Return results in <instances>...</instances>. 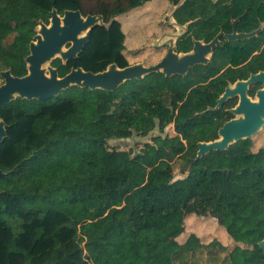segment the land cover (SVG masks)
I'll list each match as a JSON object with an SVG mask.
<instances>
[{
    "label": "trees",
    "instance_id": "trees-1",
    "mask_svg": "<svg viewBox=\"0 0 264 264\" xmlns=\"http://www.w3.org/2000/svg\"><path fill=\"white\" fill-rule=\"evenodd\" d=\"M149 0H0V42L30 14L50 24L56 10L103 16L76 59L55 58L59 77L73 69L101 73L115 64L137 62L129 54L128 32L119 17ZM179 24L207 11V0H166ZM198 39L206 38L201 25ZM35 32L24 36L29 46ZM192 46L180 44V50ZM10 63L0 57V78ZM69 96L28 101L20 97L0 107L7 137L0 142V170L17 173L22 192L0 191V264H264V152L242 140L224 151L197 159L198 143L219 139L221 126L187 127L206 104L194 101V69L185 78L162 72L127 81L114 92L72 86ZM219 91L216 92L218 94ZM174 126L176 136L163 137ZM151 138L134 155L108 142L135 134ZM162 152L172 165L183 161L184 178L148 183V154ZM65 190L69 198L40 209L26 197H49ZM135 191V192H134ZM134 192V195H130ZM129 196V197H128ZM131 197V199H127ZM129 201V204L127 203ZM212 218L235 243H203L192 233L189 217ZM183 239V241H181ZM205 251L209 262L203 261Z\"/></svg>",
    "mask_w": 264,
    "mask_h": 264
},
{
    "label": "flooded vegetation",
    "instance_id": "flooded-vegetation-1",
    "mask_svg": "<svg viewBox=\"0 0 264 264\" xmlns=\"http://www.w3.org/2000/svg\"><path fill=\"white\" fill-rule=\"evenodd\" d=\"M206 6L207 11L194 13V36L193 21L182 25L173 17L171 26L161 28L156 53L149 51L148 57L158 56L156 64L169 56L170 49L180 58L197 54L201 61L185 75H172L185 78L194 69V101L207 106L195 115L194 126L223 127L232 122L261 126L248 140L264 141V0H207ZM203 24L207 35L198 39ZM189 39L190 50H180Z\"/></svg>",
    "mask_w": 264,
    "mask_h": 264
},
{
    "label": "water",
    "instance_id": "water-1",
    "mask_svg": "<svg viewBox=\"0 0 264 264\" xmlns=\"http://www.w3.org/2000/svg\"><path fill=\"white\" fill-rule=\"evenodd\" d=\"M104 24L103 16L83 17L80 11H65L61 16L56 10L51 13L50 24L40 22V31L30 44V55L26 58L29 64V74L19 77L11 70L3 71L1 77L4 84L0 86V107L7 105L20 97L28 101L45 102L58 97L62 91L78 86L90 90L101 89L114 92L127 81L142 80L146 75L154 72H163L167 77L185 75L189 68L201 61L194 52L179 57L172 53L162 62L146 66L142 63L134 64L124 69L111 65L101 73L86 72L83 69H73L65 77H59L58 70L52 66L48 72L43 66L55 58L63 62L76 59L90 41L93 28ZM197 45L208 50L209 46ZM64 48L67 50L64 51ZM227 95L219 100L222 104ZM5 122L0 121V142L7 137ZM261 126H243L239 122H232L219 129V139L212 142L198 143L197 159L212 151L227 150L230 145L251 138ZM264 151V147H263ZM8 173L0 170V180L7 178ZM264 252V240L259 243Z\"/></svg>",
    "mask_w": 264,
    "mask_h": 264
},
{
    "label": "rangeland",
    "instance_id": "rangeland-1",
    "mask_svg": "<svg viewBox=\"0 0 264 264\" xmlns=\"http://www.w3.org/2000/svg\"><path fill=\"white\" fill-rule=\"evenodd\" d=\"M173 10H175V7L169 4L166 0H149L138 9L132 11L130 14L119 17V20L124 23L126 28L125 30L129 34L128 36L130 40L127 50L129 51V54H131V57L134 58L132 60L133 62L143 60L144 65L146 66H149L150 64L155 65V62L158 61L159 57L157 56L150 58L148 57V52L150 51L156 53L155 47L159 43L158 40L160 37L161 28L170 25L169 22L173 20ZM36 20L37 18L34 14L28 15L25 22L16 25L14 27V32L6 40L0 42V57L5 58L10 63V70L15 76L23 77L29 74V64L26 62V58L31 52L30 45L28 46L24 42V36L32 34L33 32H35L36 36L39 33L41 26H35ZM181 30L182 29H178L177 32ZM34 41H36L35 37L32 42ZM65 50H67V48H64V51ZM51 62H48L43 66V68L47 70L48 75V67L51 66ZM3 84L4 79L1 77L0 86ZM61 96H69V91H62ZM193 127L194 121L188 125L187 134ZM156 135H159L158 130H155L146 137L135 134L128 139L111 140L108 142V145L103 149V151L117 149L126 154L132 153L136 155L142 150L146 143L152 142L151 138ZM162 136H176L174 126L167 127ZM253 140L254 150H259L264 144V141L258 142L259 140H256V138ZM145 161L149 165L148 183H151L155 179L171 182L184 178V175L181 172L184 163L181 160H178L172 165V173L168 172L170 164L165 160L162 152L148 154L145 158ZM6 189L16 193L22 192V186L17 182L16 172H12L8 174L7 178L0 180V191ZM134 192L130 195L131 197L134 195ZM128 197V200L131 199V197ZM68 198V193L65 190H60L54 192L47 198L26 197V201L28 208L31 209H40L55 203L60 209L66 212L69 211L70 214L73 215L72 208L63 206L64 201ZM128 200L127 203L129 204ZM192 233H195L205 244L210 243L213 240H219L230 250L235 247V243L229 239L227 232L220 227L215 219L212 218H189L187 221L185 235L182 238L185 239ZM183 239H181V241H183ZM203 258L205 263L209 262V256L206 251L203 255Z\"/></svg>",
    "mask_w": 264,
    "mask_h": 264
},
{
    "label": "crops",
    "instance_id": "crops-1",
    "mask_svg": "<svg viewBox=\"0 0 264 264\" xmlns=\"http://www.w3.org/2000/svg\"><path fill=\"white\" fill-rule=\"evenodd\" d=\"M124 28H125V26H124ZM128 35H129V34H128ZM129 40H130V39H129V36H128V38H127V42H128V43H129ZM138 63H142V64H144L143 60H142V61H138V62L135 63V64H138ZM193 217H194V216H193ZM189 218H191V217H189ZM189 218H188V219H189ZM188 219H187V221H188Z\"/></svg>",
    "mask_w": 264,
    "mask_h": 264
}]
</instances>
